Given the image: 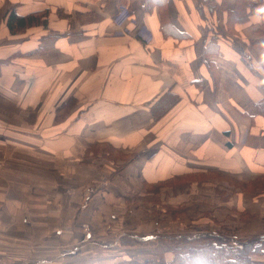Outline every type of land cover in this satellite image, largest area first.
<instances>
[{"label": "crops", "instance_id": "obj_1", "mask_svg": "<svg viewBox=\"0 0 264 264\" xmlns=\"http://www.w3.org/2000/svg\"><path fill=\"white\" fill-rule=\"evenodd\" d=\"M144 3L0 0L22 15L51 11L16 66L18 79L30 82L29 116L25 110L19 118L0 115V264H153L155 247L126 252L120 243L158 238L112 229L100 217L106 207L124 205L134 180L149 184L158 173L161 181L209 176L198 201L214 211L210 233L230 228L235 210L244 215L235 239L264 236V187L248 193L211 177L236 178L245 187L264 180V105L258 107L264 104V6L233 29L226 21L236 0ZM122 4L135 24L127 30L113 21ZM142 28L149 41L135 36ZM70 97L73 107L55 120L56 108ZM154 125L192 137L178 134L182 152L164 144L159 166L140 151L114 175L113 164L86 155L98 143L135 153L142 141L128 135L116 143L113 133L152 132ZM185 140L199 141L192 155ZM261 250L252 255L255 264H264V245ZM161 255L172 264L167 245Z\"/></svg>", "mask_w": 264, "mask_h": 264}, {"label": "rangeland", "instance_id": "obj_2", "mask_svg": "<svg viewBox=\"0 0 264 264\" xmlns=\"http://www.w3.org/2000/svg\"><path fill=\"white\" fill-rule=\"evenodd\" d=\"M7 8L8 7L5 5H0V115H6L5 111H8L9 118H19L15 114H17L19 110H25V117H27L29 116V112L26 110L32 109V103L31 100H29L28 92H31L32 90L31 87L29 88L30 82L26 83L18 79L16 66L18 62L21 61V54H23L24 51L23 49L29 48L27 45L31 42H26L32 40V31L36 27L27 29L23 33L17 35H10L4 24L6 15L4 12ZM57 14L58 16L60 14V17H63L62 12ZM21 44H24V48H22ZM24 94L25 96L23 98ZM69 99L73 100L70 97L62 103L67 102ZM8 117L6 116L5 118L8 119ZM153 123L158 125L160 122L153 121ZM156 125L153 126L154 130L152 132L113 133L116 135V137L113 138L116 143L119 141H127L126 137L128 135L135 137L133 141H136V143L142 141L132 149L136 151L135 153H123L117 148L110 146L108 143H98L96 145H91L93 147L90 146L91 148L89 149L86 147L89 151L86 155L94 159L101 157L102 159L104 158L105 161L113 164L114 166L112 167L113 169H111L112 172L110 175L122 171L128 161H131L136 156L138 157V155H140V151H143L144 154L146 153L148 155V161H153V164L156 163L159 166L164 158L161 152L164 144L169 145L172 143L174 150L182 152L183 148L178 141L183 139L181 136H188L187 139H190L192 134L179 131H173L174 134L172 132H164L160 126ZM101 134L110 135L111 133ZM178 134L181 136H178ZM185 141H187L189 148H184V150L191 152L192 155V152L198 148L199 141ZM146 143L150 144H148V148L145 149L144 146H146ZM102 144H107L109 146L107 147ZM177 147H179L180 150ZM143 148L144 150H142ZM191 155L187 157L191 158ZM90 158L89 162L95 163L94 166L90 165V168L93 170L97 169L96 165L98 162H95ZM201 161L202 160H199L198 162ZM207 163L208 162L201 164V167H207L203 166L207 165ZM137 166L140 168L141 165L137 163ZM142 166L141 169H143ZM190 166L198 167L195 162L191 163ZM98 170L99 169H97V171ZM138 170L140 171V169ZM157 171H159V168ZM162 176H164V173L154 174L155 181H151L152 183L149 184L144 183L142 179L138 177V180L132 182V187L129 189L130 191L128 195L123 198L124 205L123 203L121 205H110L106 207L104 213L100 217L104 224H107L108 221L111 222L109 225L112 229L119 231H133L135 229L140 236L150 234L155 239L158 238L152 243H141L138 240L135 245L126 243L128 240L120 243L122 251L125 250L126 252L130 247L132 248L135 246L140 247V249L138 248V252H146L155 247L153 254L155 258L151 260L153 264H165L161 253L165 251L166 245L170 248L171 255L173 256V251L175 249L183 251L187 248L188 238H192L202 233H210L211 227L215 226L209 220L210 214H214V211H208V204L198 201L201 197V187L204 185V180H207L209 176L189 175V173H187L185 176L181 175L179 178L171 177L175 176L171 175L168 180L161 181L159 178ZM111 177L112 176L108 177V180ZM211 177L248 193L254 191L255 188L264 187V180L245 187L240 183L242 181L236 178H223L217 175ZM220 214L223 215L224 212H220ZM230 214H232V220L229 224L230 228L218 229V234H220L218 236L220 239L221 237L223 239L225 238L223 244L226 243L227 246L233 245L234 240L238 241L240 239H235V231L239 228L238 225L241 221L240 219L244 216L235 210H232ZM111 216L117 217H115V220H112L110 219ZM130 218L133 219V223L129 222ZM96 231L99 230L96 229ZM105 233H110V231H106ZM178 235L180 236L175 237ZM258 237L260 236L243 239ZM145 255L146 254H142L141 256L145 257ZM172 264L174 263L172 262Z\"/></svg>", "mask_w": 264, "mask_h": 264}, {"label": "trees", "instance_id": "obj_3", "mask_svg": "<svg viewBox=\"0 0 264 264\" xmlns=\"http://www.w3.org/2000/svg\"><path fill=\"white\" fill-rule=\"evenodd\" d=\"M146 1L144 0L145 6ZM257 6H264V0H236L233 10L228 12L227 26L234 29L236 24H247L254 15ZM129 13L131 15L130 9ZM5 14L4 24L8 33L17 35L30 28L46 27L50 9L44 8L22 15L15 8H10ZM137 37L141 38L140 35ZM73 105L74 99H69L60 104L54 112V119H62ZM263 105V103H259V109ZM102 145L109 146L107 144ZM90 146L88 149L93 147ZM88 152L86 149V153ZM220 240L218 235L211 233H202L188 238V246L184 251L180 249L173 251L172 262L174 264H255L252 255L263 253L261 249L264 245V236L234 240L231 246L220 243Z\"/></svg>", "mask_w": 264, "mask_h": 264}, {"label": "built area", "instance_id": "obj_4", "mask_svg": "<svg viewBox=\"0 0 264 264\" xmlns=\"http://www.w3.org/2000/svg\"><path fill=\"white\" fill-rule=\"evenodd\" d=\"M118 13L117 15L113 18L114 23L117 26L124 27L123 29H126V27L131 28L130 26L133 25V22L131 20V15L129 13V9L126 5H120L118 7ZM135 25V24H134ZM133 25V27H134ZM140 35L143 37L144 41H149L150 37L148 36L147 33H143V28L136 31L135 36Z\"/></svg>", "mask_w": 264, "mask_h": 264}]
</instances>
